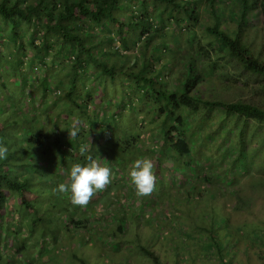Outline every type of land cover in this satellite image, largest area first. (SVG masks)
I'll use <instances>...</instances> for the list:
<instances>
[{
	"label": "trees",
	"instance_id": "trees-1",
	"mask_svg": "<svg viewBox=\"0 0 264 264\" xmlns=\"http://www.w3.org/2000/svg\"><path fill=\"white\" fill-rule=\"evenodd\" d=\"M203 1L211 21L200 35ZM236 2L0 0V145L8 149L0 159V212L36 206L31 224L49 215L52 240L74 247L77 264H264V155L257 158L249 140L250 122L264 128V0ZM233 19L237 27L229 28ZM249 33L261 34L260 50ZM9 41L18 50L13 61V52H3ZM179 54L183 76L175 70ZM42 65L58 73L54 87L48 75L29 81ZM87 74L119 80L121 95L76 90ZM8 75L21 90H8ZM35 86L45 102L69 90L62 97L73 105L59 115L36 108L35 90H24ZM135 100L149 105L141 118ZM126 111L137 123L131 128L119 120ZM74 120L81 131L70 140ZM82 144L111 168V183L87 207L54 192L72 164L84 162ZM144 157L155 164L156 187L137 197L129 172ZM44 176L54 178L50 185H42ZM51 191L41 213L40 198Z\"/></svg>",
	"mask_w": 264,
	"mask_h": 264
},
{
	"label": "rangeland",
	"instance_id": "rangeland-1",
	"mask_svg": "<svg viewBox=\"0 0 264 264\" xmlns=\"http://www.w3.org/2000/svg\"><path fill=\"white\" fill-rule=\"evenodd\" d=\"M208 1V0H207ZM236 4L239 7V2L238 0H236ZM200 12H201V16H200V22H198L196 24V28L199 30L200 35L202 34H208V32L205 29L206 23L208 24V22L211 21V16L209 14V8L207 9L205 5V1H203L200 4ZM230 10H228L227 12H229ZM226 18V16H225ZM210 20V21H209ZM229 28H235L237 27V20L233 19L231 20V22H229ZM256 23L255 20L252 21V24ZM171 26V25H170ZM251 30H254V26L252 25V27H250ZM101 32V30H99V33ZM261 34L258 33L257 35H254L253 33H249V43L251 44V46L254 47V49L256 48L257 50H260L261 48V42L259 41V37L255 38L257 36H260ZM8 39V38H7ZM184 39V38H183ZM182 39V40H183ZM6 38L0 37V41H5ZM153 48V45H150L149 49L151 50ZM255 49V50H256ZM13 52L14 54H9V57H11V61H13V58L16 57L17 55V48L13 47V42L9 41V47L7 49H3V52ZM30 50L27 53V55H29L30 57ZM140 57H143V55L140 54ZM179 61L178 64L175 66L176 67V71H178V73L183 76L186 74V68L183 64V62L180 60L182 58V56L179 54ZM181 57V58H180ZM142 62V59L140 60L139 64ZM40 62H35V65H39ZM30 63L28 62L27 67L22 70L25 71L26 69H28ZM32 68V67H31ZM34 71V74L31 71V77H29V81H36L39 82L41 81V79L47 75V72L49 71L48 68H45L43 65L40 66V68L38 69H32ZM172 77L170 76V80L169 82L170 85H174L176 83L175 79H171ZM6 82L10 85L8 90H21V83L17 82V84L15 82V77H12L10 75L7 76ZM198 84V83H197ZM199 85V86H198ZM196 85L197 88L201 89V90H208L204 85H200L198 84ZM238 86L244 88V90H248L247 87H245L244 85H242L241 83L238 84ZM27 88V87H26ZM171 88L173 89L174 86H171ZM4 90V89H3ZM25 93L27 92H32L31 90H35L36 92V102H34V106L38 109H40L42 106L44 107H48V102L44 101V97L41 95L42 92L40 90H42V88L35 86L34 89H32V87H28L27 89H24ZM17 92V91H16ZM26 94H23V96H25ZM38 96L40 98H38ZM58 95L54 94V97H57ZM54 98L53 100H51L50 102H54ZM135 104L140 105L141 108L142 103L139 101L135 100ZM6 105V109L5 111L8 110V112H18V106L17 105H10V104H5ZM54 106L51 105L48 108H53ZM145 107V106H144ZM138 108H140L138 106ZM143 114V113H142ZM132 123L134 122V117L131 118ZM19 124L21 123L20 121H18ZM149 129L148 127H144L142 132L143 136L142 139H145L148 134H149ZM249 130L250 132L254 133L251 137H249V140L251 142V146L254 148H256L258 150L257 152V158H260L261 156L264 155V146L261 143H264V128L257 124L256 122H250L249 125ZM146 144V143H145ZM148 146H152V145H148ZM251 149V147H250ZM30 157H32V152L29 155ZM45 180L47 181L46 183L42 184L43 186L45 185H50L51 181L50 179H54L52 176L49 177V179L47 177H45ZM35 187H41V185L35 184ZM45 195V197H41L40 198V203L38 204L39 206H42V210L41 213L47 212V210L44 211L45 205L50 204L49 202H51L52 199V191L50 193H43ZM42 194V195H43ZM121 196V195H120ZM131 201L129 202V204H132L134 202V200L132 198H129ZM117 200L120 201H125V197H121V198H116L115 202L117 203ZM118 204V203H117ZM19 206H22L20 204H17V208ZM122 205L118 204V207H121ZM23 210L21 211L20 208L17 209V212H15V214L11 213L10 211L4 212L3 214L0 212V264H71V262H73L72 264H77L73 258V256L71 255V252L74 250L71 249L70 247H66L65 245H63L61 242L59 241H54L52 240L53 236V225L51 223H49L50 220L49 215H45V216H41V220L37 226H33L31 224V222L29 221L28 218H33L35 214H37L36 212L38 211L37 207L35 206L34 208L29 207L24 208L25 206H22ZM101 207L98 208V210H100ZM14 211V210H13ZM22 214V219H20V215ZM13 215V216H11ZM172 216V215H171ZM53 221L55 222V219H53ZM95 221L92 222V224L94 225ZM63 224V222H62ZM91 224V226H93ZM34 228V229H32ZM94 232H88V235H93L95 236V233L98 230V225L96 223V225H94ZM20 247V249H19ZM70 248V249H68ZM19 249V250H18Z\"/></svg>",
	"mask_w": 264,
	"mask_h": 264
},
{
	"label": "clouds",
	"instance_id": "clouds-1",
	"mask_svg": "<svg viewBox=\"0 0 264 264\" xmlns=\"http://www.w3.org/2000/svg\"><path fill=\"white\" fill-rule=\"evenodd\" d=\"M28 57L24 68L30 60ZM34 69L38 68L34 66ZM67 130L70 140L76 138L81 131L80 122L74 120ZM79 151L85 158L84 162L73 163L68 174V182H60L54 192L65 195L70 193L69 199L73 205L87 207L92 198L111 183V168L101 164L93 155L87 154L89 151L87 145L82 144ZM7 152V147L0 145V159L6 158ZM154 169L155 164L150 157L134 160L129 176L135 186L137 197H148L155 190L157 176Z\"/></svg>",
	"mask_w": 264,
	"mask_h": 264
},
{
	"label": "crops",
	"instance_id": "crops-1",
	"mask_svg": "<svg viewBox=\"0 0 264 264\" xmlns=\"http://www.w3.org/2000/svg\"><path fill=\"white\" fill-rule=\"evenodd\" d=\"M157 40H159V38ZM51 58H52V55H49L48 57H45V61L50 64ZM45 61H44V63H45ZM39 62L41 63L40 60H39ZM47 75L51 78L50 79L51 80V86L54 87L52 84L57 85L56 76L58 75V73L55 72V71L49 70L47 72ZM101 81L104 82V83H101ZM63 83L67 85V82L65 83V81H63ZM77 84H78V87H77L76 90H82L83 94H85L88 90H91L90 92H91L92 96L93 97L97 96L100 99H101V90H108V94L110 96L111 95L120 96L121 95V90H122L121 85H119V80H116L115 82L112 83L108 79H103V80L97 79L95 77V75L93 76V75H89V74H87L86 77L83 80H79V82H77ZM100 84H102V85H100ZM60 89H61L60 90L61 94H59L60 97L59 98H55L54 102H50L51 99L48 102V107L51 106V105L54 106L53 108H50V111L54 110V113L56 112L58 115L60 114L59 111H61L65 107H71V105H73L72 104V99H66V98L62 97L63 96L62 95V93H63L62 91L66 92V91H69V90H66V89L63 90L62 87ZM56 93H57L56 91L53 92V94H56ZM143 105H145V107H146V109H145V107H143V114H144L145 111H147V109H148L147 106H149V105L148 104H143ZM98 106H101V104L98 103ZM94 107H95V109H97V103L94 104ZM74 109H75V107L73 106L72 110H74ZM143 114L140 115L139 118L143 117ZM131 115L132 114L130 113V111H128V112L126 111L119 118V120H121V124L123 126L131 128L133 125L137 124L135 122L132 123ZM60 125L63 128V122H60ZM53 140H54V137H53Z\"/></svg>",
	"mask_w": 264,
	"mask_h": 264
}]
</instances>
